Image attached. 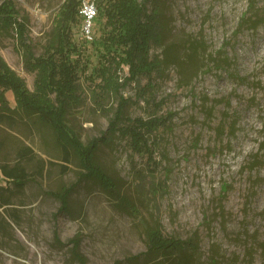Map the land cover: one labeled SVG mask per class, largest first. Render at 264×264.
I'll return each instance as SVG.
<instances>
[{
    "label": "rangeland",
    "instance_id": "obj_1",
    "mask_svg": "<svg viewBox=\"0 0 264 264\" xmlns=\"http://www.w3.org/2000/svg\"><path fill=\"white\" fill-rule=\"evenodd\" d=\"M11 1L27 19L29 41L40 55L65 0ZM164 1L168 31L164 45L151 53L163 57L167 42L181 43L187 62L167 65L151 79L142 75L120 94L132 117L174 116L158 130L152 157L134 151L119 133L97 151L137 210L98 181L80 179L85 169L46 123L26 112L0 119V264H82L72 252L77 236L86 264H129V256L148 249L146 228L157 223L164 236L198 243L193 264H264V0ZM81 22L71 24V34L83 51L85 101L72 108L69 123L87 142L108 129V110L118 97L105 100L102 109L92 96L99 55ZM102 26L95 22V38ZM192 41L199 44L196 61L188 55ZM0 55L25 82L22 89L34 92L37 72L27 68L17 39L0 35ZM122 67L117 73L124 77L128 66ZM2 89L14 108L16 90ZM26 146L32 151L21 156ZM20 161L30 173L21 187L2 169ZM74 183L65 210L57 193ZM154 256H143L141 264H157L161 257Z\"/></svg>",
    "mask_w": 264,
    "mask_h": 264
},
{
    "label": "trees",
    "instance_id": "obj_2",
    "mask_svg": "<svg viewBox=\"0 0 264 264\" xmlns=\"http://www.w3.org/2000/svg\"><path fill=\"white\" fill-rule=\"evenodd\" d=\"M62 6L63 9L49 33L43 52L37 55L29 41L27 19L20 16V11L13 1L8 0L0 5V35L16 38L27 68L37 72L35 91H24L21 86H25V82L5 64L0 55V119H11L14 118L13 114L26 112L46 123L53 129L60 146L66 151L72 150L80 166L85 169L80 172V179L98 181L112 197L119 198L126 206L137 210L127 195L121 192L117 179L97 160V151L101 143L111 141L110 134L119 133L130 139L134 151L147 153L152 157L153 146L158 142L156 134L161 127L168 125L174 113L169 111L166 115L151 113L147 117H132L127 113L129 100L121 95L120 91L129 82H139L142 75L151 79L154 72H163L167 65H184L187 61L179 54L183 44L167 42L163 57L151 53L153 46L164 45L168 31L164 0H98L96 24H103V31L101 36L92 41L99 55V66L95 68V76L92 77V96L102 109L105 100L112 96L118 97V105L108 110L112 112V116L103 136L93 137L85 142L69 123L72 108L82 105L85 101L79 75L83 51L72 42L71 34V24L81 18L80 0H65ZM188 50L192 60H199L198 43L192 41ZM123 64L128 66V75L121 77L117 71ZM95 77L101 80L96 82ZM3 86H11L16 90L18 103L14 108L7 105ZM50 93H56L54 99L49 97ZM153 103L157 109L162 106L160 102ZM31 151V147L26 146L19 152L21 156H28ZM2 169L4 174L20 187L29 180L30 173L22 161L13 166L3 164ZM75 187L76 183L57 193L65 210L70 208L69 197ZM157 224L146 228L148 249L129 256L127 262L141 264L143 256L155 255V259L161 257L157 264H193L198 243L192 238L164 236ZM72 242L73 255L82 264H86L87 259L80 250L78 236L72 238ZM262 247L264 251V243ZM211 263L216 264L217 260L212 259Z\"/></svg>",
    "mask_w": 264,
    "mask_h": 264
},
{
    "label": "built area",
    "instance_id": "obj_3",
    "mask_svg": "<svg viewBox=\"0 0 264 264\" xmlns=\"http://www.w3.org/2000/svg\"><path fill=\"white\" fill-rule=\"evenodd\" d=\"M98 12V0H80L81 32L88 41H93L95 38Z\"/></svg>",
    "mask_w": 264,
    "mask_h": 264
}]
</instances>
